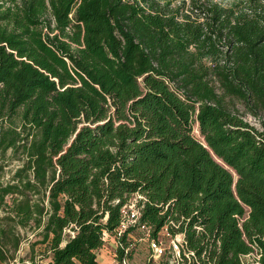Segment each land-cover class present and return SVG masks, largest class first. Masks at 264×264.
<instances>
[{
    "label": "trees",
    "instance_id": "16d2710c",
    "mask_svg": "<svg viewBox=\"0 0 264 264\" xmlns=\"http://www.w3.org/2000/svg\"><path fill=\"white\" fill-rule=\"evenodd\" d=\"M142 225L184 264H264V0H0V263L32 228L46 264L110 237L123 264Z\"/></svg>",
    "mask_w": 264,
    "mask_h": 264
},
{
    "label": "rangeland",
    "instance_id": "374dc122",
    "mask_svg": "<svg viewBox=\"0 0 264 264\" xmlns=\"http://www.w3.org/2000/svg\"><path fill=\"white\" fill-rule=\"evenodd\" d=\"M216 3L228 6L233 2L240 0H211ZM236 108L240 111V115L248 121L251 125L259 128L258 121L245 113V110L237 105ZM193 134L196 138L203 141L202 136L200 135L198 124L194 125ZM12 165L10 168H13ZM10 173L8 171L7 176ZM70 228L65 230V233H69ZM23 236V242L15 255L17 262L15 264H46L48 262L51 253L46 245H39L36 242L40 239L36 230L28 228L26 230H21ZM36 234V235H35ZM167 231L164 230L159 235V239L162 241L163 248L165 249V256L162 258H156L153 251L150 248V241L148 237L142 231H133L129 237L128 242L130 244V253L131 257L127 260L128 264H184L179 259V254L177 250L172 245V240L175 239L171 235H167ZM102 251H99V261L101 264H117V249L118 241L115 237H112V240L108 239L102 248ZM181 249V247H180ZM179 249V250H180ZM98 257V256H97ZM258 255L255 252L254 254L247 256L243 259L244 264H257ZM180 261V262H179ZM1 264V263H0Z\"/></svg>",
    "mask_w": 264,
    "mask_h": 264
},
{
    "label": "built area",
    "instance_id": "2783aa9c",
    "mask_svg": "<svg viewBox=\"0 0 264 264\" xmlns=\"http://www.w3.org/2000/svg\"><path fill=\"white\" fill-rule=\"evenodd\" d=\"M141 216H142V213H141L140 207H138L137 198H135L134 200H130L129 203L126 204L122 209V221H121L120 227L117 230V236H122L130 228L136 227L140 223ZM140 228L142 231H144L145 235L148 237L150 241V248L153 251L155 257L159 259L164 257L165 249L163 248L162 241L160 239L155 240L151 238V228L150 227L142 225L140 226ZM171 243L177 250V253L180 255L179 249L182 244L181 237H177L173 239ZM123 264H128L127 260H124Z\"/></svg>",
    "mask_w": 264,
    "mask_h": 264
},
{
    "label": "crops",
    "instance_id": "0c3cea01",
    "mask_svg": "<svg viewBox=\"0 0 264 264\" xmlns=\"http://www.w3.org/2000/svg\"><path fill=\"white\" fill-rule=\"evenodd\" d=\"M110 240H112V237H110L109 238ZM103 249H100L99 251H102ZM99 251H98V253H99ZM97 253V256H98V258H99V254ZM99 260V259H98Z\"/></svg>",
    "mask_w": 264,
    "mask_h": 264
}]
</instances>
